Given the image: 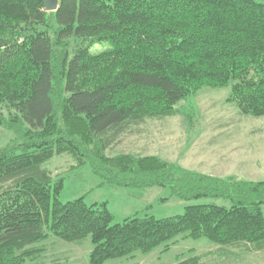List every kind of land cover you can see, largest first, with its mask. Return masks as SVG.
I'll return each mask as SVG.
<instances>
[{"label": "trees", "instance_id": "1", "mask_svg": "<svg viewBox=\"0 0 264 264\" xmlns=\"http://www.w3.org/2000/svg\"><path fill=\"white\" fill-rule=\"evenodd\" d=\"M59 5L48 13L45 0H0V127L12 136L0 149V264H39L48 244L87 238L88 264L166 252L181 236L220 248L177 264L264 253V181L115 152L145 122L181 114L177 105L203 88L229 87L240 112L264 117V0ZM98 45L106 49L94 51ZM63 155L75 160L70 170L90 166L99 186L163 187L232 206L191 205L169 218L113 224L107 202L59 200L65 178L46 166Z\"/></svg>", "mask_w": 264, "mask_h": 264}, {"label": "rangeland", "instance_id": "2", "mask_svg": "<svg viewBox=\"0 0 264 264\" xmlns=\"http://www.w3.org/2000/svg\"><path fill=\"white\" fill-rule=\"evenodd\" d=\"M105 46L98 45L94 51L100 52ZM229 96V87L203 88L177 105L181 114L145 122L143 131L127 135L115 152L156 156L185 170L217 178L264 181V117L243 114L228 100ZM11 138V134L0 127V149L7 146ZM73 164L72 157L63 155L46 166L54 177L65 178L59 200L67 203L85 197L90 205L107 202L114 215L113 224L146 215L169 218L183 214L191 205L232 206L231 201L222 199L184 200L172 196L170 189L163 187L99 186L101 181L90 166L70 170ZM48 246V253L39 264H88L92 250L90 238L75 244L53 242ZM218 248L205 238L194 240L181 236L166 252L158 248L148 254L135 253L132 258L111 260L106 264H177L179 258L199 256ZM222 264H264V253L225 260Z\"/></svg>", "mask_w": 264, "mask_h": 264}, {"label": "water", "instance_id": "3", "mask_svg": "<svg viewBox=\"0 0 264 264\" xmlns=\"http://www.w3.org/2000/svg\"><path fill=\"white\" fill-rule=\"evenodd\" d=\"M60 0H45V11L48 13L57 12L60 7Z\"/></svg>", "mask_w": 264, "mask_h": 264}, {"label": "crops", "instance_id": "4", "mask_svg": "<svg viewBox=\"0 0 264 264\" xmlns=\"http://www.w3.org/2000/svg\"><path fill=\"white\" fill-rule=\"evenodd\" d=\"M128 189V188H127Z\"/></svg>", "mask_w": 264, "mask_h": 264}]
</instances>
